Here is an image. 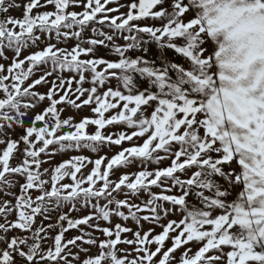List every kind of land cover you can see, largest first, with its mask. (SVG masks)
<instances>
[{
	"label": "snow or ice",
	"instance_id": "snow-or-ice-1",
	"mask_svg": "<svg viewBox=\"0 0 264 264\" xmlns=\"http://www.w3.org/2000/svg\"><path fill=\"white\" fill-rule=\"evenodd\" d=\"M0 146V264H264V0H0Z\"/></svg>",
	"mask_w": 264,
	"mask_h": 264
},
{
	"label": "rangeland",
	"instance_id": "rangeland-1",
	"mask_svg": "<svg viewBox=\"0 0 264 264\" xmlns=\"http://www.w3.org/2000/svg\"><path fill=\"white\" fill-rule=\"evenodd\" d=\"M14 14L17 15V16H19L21 13H20V12H15ZM40 90H41V91H44L45 89L41 88ZM87 111H88V110L85 109V110H84V114H86ZM0 147H2V146H0ZM56 159H57V160H60V157H57ZM45 166H47V165H45ZM146 229H147V227H146ZM157 231H159V229H157ZM74 234H75L74 232H69V233H68L69 236L74 235Z\"/></svg>",
	"mask_w": 264,
	"mask_h": 264
},
{
	"label": "trees",
	"instance_id": "trees-1",
	"mask_svg": "<svg viewBox=\"0 0 264 264\" xmlns=\"http://www.w3.org/2000/svg\"><path fill=\"white\" fill-rule=\"evenodd\" d=\"M146 227H148V225H147V224H145V228H146Z\"/></svg>",
	"mask_w": 264,
	"mask_h": 264
}]
</instances>
